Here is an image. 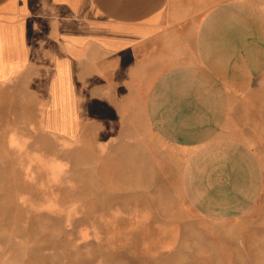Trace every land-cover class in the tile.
<instances>
[{
	"label": "rangeland",
	"instance_id": "374dc122",
	"mask_svg": "<svg viewBox=\"0 0 264 264\" xmlns=\"http://www.w3.org/2000/svg\"><path fill=\"white\" fill-rule=\"evenodd\" d=\"M243 8L72 74L7 76L0 38V264H264V0Z\"/></svg>",
	"mask_w": 264,
	"mask_h": 264
},
{
	"label": "crops",
	"instance_id": "0c3cea01",
	"mask_svg": "<svg viewBox=\"0 0 264 264\" xmlns=\"http://www.w3.org/2000/svg\"><path fill=\"white\" fill-rule=\"evenodd\" d=\"M254 0H0L3 44L23 46V63L53 61L72 74L77 62L142 59V46L166 37L170 43L207 28L222 13L244 11ZM236 7L237 9H234ZM248 9H246L247 11ZM22 32L14 42L9 36ZM5 76V77H7Z\"/></svg>",
	"mask_w": 264,
	"mask_h": 264
}]
</instances>
